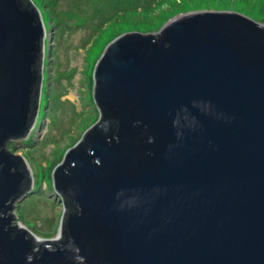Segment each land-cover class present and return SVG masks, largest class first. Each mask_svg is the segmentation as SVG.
Returning <instances> with one entry per match:
<instances>
[{"label": "water", "instance_id": "95a60500", "mask_svg": "<svg viewBox=\"0 0 264 264\" xmlns=\"http://www.w3.org/2000/svg\"><path fill=\"white\" fill-rule=\"evenodd\" d=\"M23 1L0 0V264H264V26L212 8L114 38L101 118L53 172L76 212L63 198L62 238L36 243L5 216L31 175L4 143L29 133L41 84Z\"/></svg>", "mask_w": 264, "mask_h": 264}, {"label": "rangeland", "instance_id": "374dc122", "mask_svg": "<svg viewBox=\"0 0 264 264\" xmlns=\"http://www.w3.org/2000/svg\"><path fill=\"white\" fill-rule=\"evenodd\" d=\"M29 1L40 12L45 30L41 96L27 137L4 143L31 175L30 189L10 205L11 225L39 237L36 243L54 242L62 237L65 204L54 187L53 172L65 152L101 118L92 97L94 68L113 37L131 31L156 33L177 16L212 8L234 10L264 26V0ZM63 117L66 126L59 129Z\"/></svg>", "mask_w": 264, "mask_h": 264}, {"label": "trees", "instance_id": "16d2710c", "mask_svg": "<svg viewBox=\"0 0 264 264\" xmlns=\"http://www.w3.org/2000/svg\"><path fill=\"white\" fill-rule=\"evenodd\" d=\"M26 4H30L29 3V0H24L23 1V3H22V8H25L26 6ZM31 7L33 8V6L31 5ZM117 36V35H116ZM115 36V37H116ZM114 38V37H113ZM42 46V45H41ZM41 53H42V51H41ZM42 58V57H41ZM40 72H41V66H40ZM20 190H21V188H20ZM19 190V191H20ZM63 198L65 199V203L67 204V217L68 216H70V215H72L73 213H75L76 212V206L73 204V202H72V200L69 198V197H67V196H63ZM66 217V218H67ZM67 238V236H65V239ZM64 239V240H65Z\"/></svg>", "mask_w": 264, "mask_h": 264}, {"label": "clouds", "instance_id": "9594fccd", "mask_svg": "<svg viewBox=\"0 0 264 264\" xmlns=\"http://www.w3.org/2000/svg\"><path fill=\"white\" fill-rule=\"evenodd\" d=\"M31 4H32V2H31ZM33 6H34V8L37 10L36 6H35V5H33ZM37 12H38V15H39V19L41 20L42 17H41V15H40V12H39L38 10H37ZM192 12H194V11H192ZM188 13H189V12H188ZM41 23H42V20H41ZM42 28H43V37H44L45 30H44V27H43V23H42ZM117 36H119V35H117ZM117 36H116V37H117ZM116 37H114V38H116ZM114 38H113V39H114ZM113 39H112V40H113ZM42 41H43V39H42ZM40 96H41V84H40L39 98H40ZM38 101H39V100H38ZM38 106H39V105H38ZM38 109H39V107H38ZM37 115H38V110H37ZM37 115H36V116H37ZM35 119H36V118H35ZM97 122H98V121H97ZM97 122H96V123H97ZM96 123H95V124H96ZM92 126H94V125H92ZM92 126H91V127H92ZM84 134H85V133H84ZM84 134H83V136H84ZM83 136H82V137H83ZM26 137H27V136H26ZM26 137H25V138H26ZM82 137H81V139H82ZM25 138H24V139H25ZM81 139H80V140H81ZM21 140H22V139H21ZM80 140H79V141H80ZM16 141H20V140H16ZM79 141H78V142H79ZM72 147H73V146H72ZM72 147H71V148H72ZM5 150H6V149H5ZM6 151H7V150H6ZM7 152H8L9 154H12V153H10L9 151H7ZM66 152H67V151H66ZM66 152H65V153H66ZM64 155H65V154H64ZM63 157H64V156H63ZM60 163H61V162H60ZM60 163H59V164H60ZM57 165H58V164H57ZM11 216H12V215H11ZM12 218H13V216H12ZM11 221H12V220H10V224H11ZM27 233H28V232H27ZM28 234H29L33 239H36V240L39 239V240H40L39 237L33 236L32 234H30V232H29ZM61 238H62V237H61ZM61 238L59 237V239H57V240L54 241V242L59 241ZM40 241H41V240H40ZM42 241H43V240H42Z\"/></svg>", "mask_w": 264, "mask_h": 264}, {"label": "flooded vegetation", "instance_id": "af4514ba", "mask_svg": "<svg viewBox=\"0 0 264 264\" xmlns=\"http://www.w3.org/2000/svg\"><path fill=\"white\" fill-rule=\"evenodd\" d=\"M14 141H16V140H14ZM20 188L22 189V184H21L20 187H18V188L16 189V193L14 194V196H13L12 198H15V195H17V193H18V191L20 190ZM21 195H22V194H21ZM21 195H19V197H20ZM10 203H11V202H9V204H10ZM5 216L11 218L10 220H13V218H12L11 215H6V214H5Z\"/></svg>", "mask_w": 264, "mask_h": 264}, {"label": "bare ground", "instance_id": "6f19581e", "mask_svg": "<svg viewBox=\"0 0 264 264\" xmlns=\"http://www.w3.org/2000/svg\"><path fill=\"white\" fill-rule=\"evenodd\" d=\"M78 36H81V34H78ZM78 36H77V37H78ZM62 119H63V120H61V124H60V126H59V129H62L63 127L66 126L65 123H64V121H66V118L63 117ZM57 132H58V131H56L55 133L57 134Z\"/></svg>", "mask_w": 264, "mask_h": 264}]
</instances>
